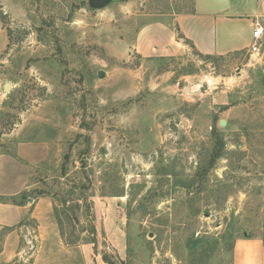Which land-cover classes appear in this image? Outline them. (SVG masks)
<instances>
[{
  "label": "rangeland",
  "instance_id": "rangeland-1",
  "mask_svg": "<svg viewBox=\"0 0 264 264\" xmlns=\"http://www.w3.org/2000/svg\"><path fill=\"white\" fill-rule=\"evenodd\" d=\"M18 1L0 0V202L23 212L0 249L15 230L21 253L0 264H234L264 238V62L133 50L193 0Z\"/></svg>",
  "mask_w": 264,
  "mask_h": 264
},
{
  "label": "crops",
  "instance_id": "crops-1",
  "mask_svg": "<svg viewBox=\"0 0 264 264\" xmlns=\"http://www.w3.org/2000/svg\"><path fill=\"white\" fill-rule=\"evenodd\" d=\"M2 3L8 10L19 5L18 0H2ZM257 23L264 24V0H193L192 10L177 14L173 22L152 21L141 25L130 44L144 58L179 56L191 49L204 55L224 56L250 51ZM179 33L184 38L179 37ZM253 56L264 62V45ZM46 202L49 201L40 198L37 206L42 208ZM22 212L18 205L0 202V229L13 227ZM34 216L40 217L41 211ZM20 253L17 232L12 230L0 249V263H8ZM41 260L38 256L33 264H48L46 259ZM234 264H264L263 239L237 238Z\"/></svg>",
  "mask_w": 264,
  "mask_h": 264
},
{
  "label": "built area",
  "instance_id": "built-area-1",
  "mask_svg": "<svg viewBox=\"0 0 264 264\" xmlns=\"http://www.w3.org/2000/svg\"><path fill=\"white\" fill-rule=\"evenodd\" d=\"M253 36L255 40L250 47L251 53L261 51L264 45V24L257 23L256 29L253 32Z\"/></svg>",
  "mask_w": 264,
  "mask_h": 264
},
{
  "label": "water",
  "instance_id": "water-1",
  "mask_svg": "<svg viewBox=\"0 0 264 264\" xmlns=\"http://www.w3.org/2000/svg\"><path fill=\"white\" fill-rule=\"evenodd\" d=\"M114 0H89V6L93 9H102L108 5H110L111 3H113ZM99 77H103L104 76V71H99L98 73ZM11 87V85L9 83H6L4 88L7 90ZM221 125H225V120H221L220 121Z\"/></svg>",
  "mask_w": 264,
  "mask_h": 264
},
{
  "label": "trees",
  "instance_id": "trees-1",
  "mask_svg": "<svg viewBox=\"0 0 264 264\" xmlns=\"http://www.w3.org/2000/svg\"><path fill=\"white\" fill-rule=\"evenodd\" d=\"M179 37L184 38L183 35H182L181 33H179ZM186 41H187L188 43H190L191 46L193 47V45H192V43H191L190 41H188L187 39H186ZM199 54H201V53H199ZM205 56L208 57V58H212V57H214V55H205ZM214 155H216V156H220V154H219L218 152L214 153ZM262 239H263V241H264V238H262ZM104 258H105V260H106L107 262H109L110 264H113V262L110 261V259H109L107 256H105Z\"/></svg>",
  "mask_w": 264,
  "mask_h": 264
}]
</instances>
